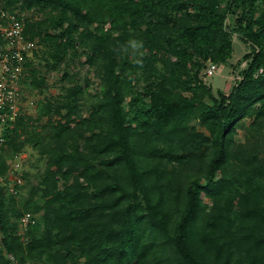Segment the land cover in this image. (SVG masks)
Masks as SVG:
<instances>
[{
  "label": "trees",
  "instance_id": "trees-1",
  "mask_svg": "<svg viewBox=\"0 0 264 264\" xmlns=\"http://www.w3.org/2000/svg\"><path fill=\"white\" fill-rule=\"evenodd\" d=\"M2 11L36 43L22 87L62 74L0 131V175L28 147L44 162L22 167L16 194L0 184V264H264V0H0ZM234 37L249 51L214 91L207 69ZM133 38L142 66L113 51Z\"/></svg>",
  "mask_w": 264,
  "mask_h": 264
},
{
  "label": "built area",
  "instance_id": "built-area-1",
  "mask_svg": "<svg viewBox=\"0 0 264 264\" xmlns=\"http://www.w3.org/2000/svg\"><path fill=\"white\" fill-rule=\"evenodd\" d=\"M0 33L5 39V46L0 48V131L14 122L21 113L22 103L21 78L24 70L26 57L31 55L36 48L34 41L27 40L23 33L22 21L12 13L2 11L0 13ZM216 71L215 65L207 69V74ZM237 78H240L237 76ZM4 141L0 137V143ZM24 153V152H23ZM23 153H17L12 159V165L6 176L0 175V184L9 193L16 194L18 187L24 184L20 176L22 169ZM18 186V187H17ZM32 220V214L27 212L23 215L19 224V233L25 230ZM9 256L11 263L17 264L12 255Z\"/></svg>",
  "mask_w": 264,
  "mask_h": 264
},
{
  "label": "rangeland",
  "instance_id": "rangeland-1",
  "mask_svg": "<svg viewBox=\"0 0 264 264\" xmlns=\"http://www.w3.org/2000/svg\"><path fill=\"white\" fill-rule=\"evenodd\" d=\"M19 13L21 16H24V12ZM248 51V44H246L243 40L239 39L238 37H234V52L232 56L226 63L218 65L214 74L205 76V81L212 86L214 91H216L217 89H228L231 87V85L235 81V77L232 75V70L234 69L235 64L238 63L239 60L242 58L244 53ZM33 60V65L39 66V63L41 62L39 57H36L34 55ZM244 64L245 61L242 62L241 66H243ZM82 73H84V69ZM61 74L62 73L60 72L48 74L46 84H44V87L42 88H34L25 84L22 87L21 84L20 87L24 98L22 99V103L19 106L20 112H25L26 114H34L36 112V106L39 100L45 99L48 96L57 93ZM92 86L93 85H91L90 87V91L94 93L95 90ZM21 158L23 159V168L30 167L31 163L35 164L34 168H37L38 166L43 168L44 166L43 161L37 162V155L33 152L31 147H28L26 149V151L21 155ZM21 192L25 194L26 190H22Z\"/></svg>",
  "mask_w": 264,
  "mask_h": 264
},
{
  "label": "clouds",
  "instance_id": "clouds-1",
  "mask_svg": "<svg viewBox=\"0 0 264 264\" xmlns=\"http://www.w3.org/2000/svg\"><path fill=\"white\" fill-rule=\"evenodd\" d=\"M113 51L129 57L133 63L142 66L143 56L145 54L142 40L130 39L126 43H120L114 46Z\"/></svg>",
  "mask_w": 264,
  "mask_h": 264
}]
</instances>
